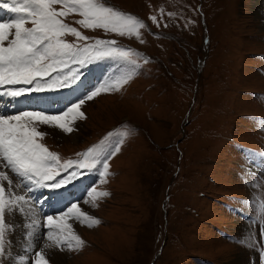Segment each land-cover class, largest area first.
Masks as SVG:
<instances>
[{"label":"rangeland","instance_id":"rangeland-1","mask_svg":"<svg viewBox=\"0 0 264 264\" xmlns=\"http://www.w3.org/2000/svg\"><path fill=\"white\" fill-rule=\"evenodd\" d=\"M101 2L146 27L137 39L85 29L76 23L82 19L78 13L64 18L83 35L116 40L132 55L84 66L70 61L63 74L75 69L78 80L54 89H72L94 71L82 98L101 91L81 107L86 119L65 134L73 138L38 128L47 133L40 142L60 164L84 160L90 148L101 163L85 170L90 187L84 184L73 195L74 183L58 191H29L27 182L0 162V171L18 185L6 188V197L20 194L28 200L15 214L6 212L0 264H33L34 253L50 243L46 216L59 215L71 203L100 223L88 227L70 220L83 246L52 248L57 261L50 259L51 264H264V0ZM13 17L7 9L0 12V22ZM66 39L85 43L71 35ZM124 78L126 83L110 87ZM82 86L85 90L87 83ZM40 93L16 98L22 101L19 109L6 115L21 110L58 115L79 102L73 97L55 113ZM4 105L1 96L0 114ZM104 158L109 168L102 180ZM66 187L71 193L61 207L57 193ZM93 189L108 195L94 194L93 201L88 195Z\"/></svg>","mask_w":264,"mask_h":264},{"label":"snow or ice","instance_id":"snow-or-ice-1","mask_svg":"<svg viewBox=\"0 0 264 264\" xmlns=\"http://www.w3.org/2000/svg\"><path fill=\"white\" fill-rule=\"evenodd\" d=\"M55 5H60L57 10ZM0 9H7L14 17L7 22H0V96L16 99L31 92L46 89L70 87L79 78L74 69L70 75H64L63 69L69 62L80 66L106 57L128 59L132 53L117 47L116 40H106L83 35L77 28L64 22L69 14L78 13L82 19L76 21L85 29H102L106 33H115L121 37L135 36L140 38V29L146 27L144 22L133 15H126L106 6L101 0H3ZM156 23V17H151ZM31 25L28 27L27 25ZM74 36L77 41L85 42L83 46L68 42L67 36ZM88 41H94L88 43ZM56 73L55 76L52 74ZM128 78L118 80L111 85L117 88L126 83ZM101 91L96 88L78 103L71 104L66 111L58 115H49L44 111L21 110L18 114H0V162L5 169L17 177L23 178L29 191L33 188H47L58 191L72 183L83 174L84 170H92L101 163V155L90 148L83 153L82 161H67L60 164L59 157L50 151L41 141L47 135L39 131L40 126H50L71 133L74 122L86 119L81 107L86 100H92ZM117 147L115 152H119ZM107 159H103L101 179L108 172ZM0 257L5 254V239L8 225L6 212L13 214L18 205L27 203L24 195L9 194L6 188L14 189L8 172L0 171ZM107 196V192L96 193L93 189L88 193ZM84 203H88L85 201ZM93 206H95L93 202ZM93 227L100 221L84 211L78 203H71L66 211L59 215H47L44 227L50 243L44 249L61 247L64 244L71 249L80 248L83 240L73 230L69 221ZM44 249L34 253L33 264H51L46 258Z\"/></svg>","mask_w":264,"mask_h":264},{"label":"bare ground","instance_id":"bare-ground-1","mask_svg":"<svg viewBox=\"0 0 264 264\" xmlns=\"http://www.w3.org/2000/svg\"><path fill=\"white\" fill-rule=\"evenodd\" d=\"M253 5H255L254 3H253ZM259 6H260V4H259ZM259 6H257V7H259ZM1 97V96H0ZM8 100L11 102V103H13L14 104V99H10V98H8ZM13 108H15V105H14V107ZM7 110H3L2 109V112H1V114H4L5 112H6ZM45 127H47V128H52V127H50V126H41V128H45ZM54 131H55V133H56V135L58 136V138L59 139H64V138H67L68 140L70 139V138H73V137H70V136H66L65 134L66 133H64L62 130H59V129H56V128H52ZM42 130V129H41ZM46 130V129H45ZM48 130V129H47ZM50 130V129H49ZM52 135H53V133H52ZM74 137H76L75 136V133H73L72 134ZM76 192H73V195L75 194ZM68 194H69V192H65V193H57V195H58V199L60 200V205H61V207H62V203L66 200V199H68ZM59 195H62V197L60 198L59 197ZM76 195V194H75ZM79 195V194H78ZM70 198V197H69ZM73 198V197H72ZM35 204V203H34ZM61 207H60V211L62 210L61 209ZM30 212V211H29ZM15 214V213H14ZM16 215H18V214H16ZM17 218H18V216H17ZM30 218V217H29ZM19 219V218H18ZM31 221V220H30ZM17 223V222H16ZM26 225V224H25ZM29 225V224H28ZM24 226V225H23ZM17 231V230H16ZM21 232V231H20ZM33 233V232H32ZM17 234V233H16ZM23 234V233H22ZM30 235V234H29ZM32 238H33V236L32 235H30ZM15 237V236H14ZM35 237V236H34ZM31 238V239H32ZM14 239H16V238H14ZM17 240V239H16ZM16 242V241H15ZM14 243V242H13ZM15 246V245H14ZM52 249V248H51ZM51 249H45L46 250V254H48V256H49V258L51 259V260H53V261H57V257H55V255H56V250H51ZM13 250V249H12ZM58 253V252H57ZM60 256V255H59ZM60 258V257H59ZM239 260V259H238ZM236 261V260H235ZM238 262V261H237ZM61 264V263H60Z\"/></svg>","mask_w":264,"mask_h":264}]
</instances>
